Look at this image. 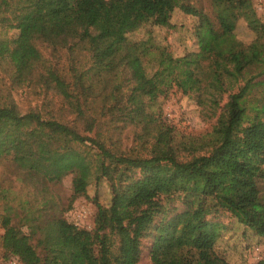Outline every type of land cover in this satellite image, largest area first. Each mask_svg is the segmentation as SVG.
I'll return each instance as SVG.
<instances>
[{"label": "trees", "instance_id": "trees-1", "mask_svg": "<svg viewBox=\"0 0 264 264\" xmlns=\"http://www.w3.org/2000/svg\"><path fill=\"white\" fill-rule=\"evenodd\" d=\"M210 3L213 18L192 0H0V74L9 79L0 87V163H11L34 192L12 206L0 183V226L26 227L8 249L23 264H139L147 239L152 264L172 253L183 264H229L209 220L220 212L242 214L264 241V212L256 211L264 208V24L251 0ZM175 9L196 18L197 51L175 57L129 39L138 17L160 23ZM240 19L257 34L247 46L235 36ZM40 46L86 51L91 64L60 72ZM33 81L61 98L73 125L18 109L10 93ZM171 89L209 107L211 131L185 135L166 122L155 103ZM128 126L138 142L131 151L112 137ZM68 174L64 207L51 187ZM102 180L111 195L106 206L95 202L94 229L67 222L63 213ZM53 221L59 246L40 256L27 240Z\"/></svg>", "mask_w": 264, "mask_h": 264}, {"label": "rangeland", "instance_id": "rangeland-1", "mask_svg": "<svg viewBox=\"0 0 264 264\" xmlns=\"http://www.w3.org/2000/svg\"><path fill=\"white\" fill-rule=\"evenodd\" d=\"M197 7L203 8L205 12L213 18L211 13L210 0H192ZM256 16L264 24V0H251ZM138 29L129 34L132 41L150 40L153 44L163 46L175 57H181L188 51H197L198 44L194 35L193 27L196 18L183 13L180 9H175L160 23L153 19L140 16ZM13 35V34H12ZM15 35V34H14ZM235 36L238 41L247 46L256 38L257 34L249 29L247 22L240 19L235 28ZM45 62L57 64L60 72L68 73L71 66L79 69H88L91 60L86 51L62 49L52 52L49 48L39 47ZM35 81V80H34ZM31 82L13 90L10 95L18 109L24 113L28 110H38L44 118L54 117L56 120L73 125L74 115L69 113L60 101V97L52 90H45L39 83ZM8 87L9 79L0 74V87ZM224 96L221 106L226 102ZM155 108L159 109L166 122L182 134L199 135L211 131L216 118L207 106L197 103L194 95H183L176 89H171L166 96L160 97L155 103ZM104 136H110L113 129L101 125ZM94 134H90L93 136ZM113 140L122 150L131 151L137 147L135 137V127L128 126L123 130L114 131ZM72 174H68L62 182L51 187V192L64 207L69 205L71 195ZM0 183L9 189L10 204L17 205L20 200L30 199L34 194L33 188L24 180L23 174L8 161L0 163ZM264 197V182L260 184ZM110 186L108 182L102 180L99 184L93 181L88 185L86 195L76 199L70 208L63 213V218L79 228L92 231L95 227L94 221L97 213L95 202L106 206L110 200ZM181 208L179 202H174ZM4 204L0 203V216L3 214ZM261 215L264 208H257ZM244 216L237 214L220 212L209 220L216 224L219 231L215 248L229 264H256L264 255V241L262 237L255 234L248 225L244 223ZM10 227L14 230H6L0 226V264H23L21 257L12 255L9 251L11 245L15 243L21 234L27 235L26 227L20 226L14 220ZM4 235V239L1 237ZM17 237H16V236ZM12 237L14 240L10 239ZM61 237L58 224L53 221L37 235L30 236L28 243L31 244L38 255H44L47 250L55 249L59 246ZM150 241H143L139 264H152L149 258ZM7 249V250H6ZM9 249V250H8ZM159 264H183L176 253L167 255Z\"/></svg>", "mask_w": 264, "mask_h": 264}]
</instances>
